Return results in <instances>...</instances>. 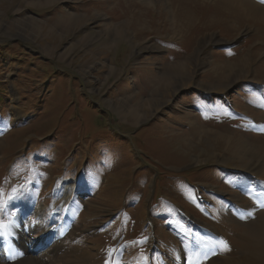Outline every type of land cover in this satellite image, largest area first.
<instances>
[{"label": "rangeland", "instance_id": "374dc122", "mask_svg": "<svg viewBox=\"0 0 264 264\" xmlns=\"http://www.w3.org/2000/svg\"><path fill=\"white\" fill-rule=\"evenodd\" d=\"M218 2L0 0V264H264V17Z\"/></svg>", "mask_w": 264, "mask_h": 264}, {"label": "bare ground", "instance_id": "6f19581e", "mask_svg": "<svg viewBox=\"0 0 264 264\" xmlns=\"http://www.w3.org/2000/svg\"><path fill=\"white\" fill-rule=\"evenodd\" d=\"M217 1V0H216ZM221 5H223L224 7H226L227 9H229L230 11V16L234 17L236 19H238L239 21L242 20L245 16H247L246 14H250V13H256L257 16L260 17H264V8L260 7L259 4L257 3H253L252 0H219L218 2V7H220ZM223 7V8H224ZM215 15L219 16V13L216 12ZM229 18V17H228ZM227 18V19H228ZM246 18V17H245ZM249 18V17H248ZM252 18V17H251ZM247 20V18H246ZM258 20V19H257ZM225 68V67H224ZM227 69V68H226ZM223 70V69H222ZM182 71V70H181ZM221 73V72H220ZM240 147H242V145H239ZM244 147V146H243ZM258 150V149H257ZM254 161V160H252ZM255 163V162H254ZM251 165V164H250ZM254 165V164H253ZM255 166V165H254ZM69 187V186H68ZM71 187V186H70ZM55 209V208H54ZM58 210V209H57ZM49 215V214H48ZM58 215V214H57ZM54 216H56V213L54 214ZM55 223V222H54ZM249 227V226H248ZM253 227V226H252ZM255 228H259L258 230L255 229V231H251L253 237L256 236L258 239H261L264 241V226H258ZM251 229V228H250ZM49 233H45L41 238H39L38 240H36L37 244L36 246H42L44 244H46L49 240L47 239ZM17 240H24L25 246L24 247H19L18 250L16 251L17 253H19L18 255L20 256V258L17 256V258H19L20 262L18 264H35L36 261L32 260V259H27L26 257L24 258V256L31 254L34 249H33V245H29L28 241L25 240L24 235L22 234H18L16 236ZM28 244V245H27ZM35 246V248H36ZM260 253V252H259ZM39 261V260H38Z\"/></svg>", "mask_w": 264, "mask_h": 264}, {"label": "snow or ice", "instance_id": "6c2138e0", "mask_svg": "<svg viewBox=\"0 0 264 264\" xmlns=\"http://www.w3.org/2000/svg\"><path fill=\"white\" fill-rule=\"evenodd\" d=\"M260 2L264 3V0H260ZM262 206H264V205H262ZM248 215L252 216V213H248ZM241 219H244V217H241ZM10 226H11L10 224H8L4 220L0 219V236H4V235L8 234V229L10 228ZM218 243L223 246V249L225 251L230 250L225 241L221 240Z\"/></svg>", "mask_w": 264, "mask_h": 264}]
</instances>
